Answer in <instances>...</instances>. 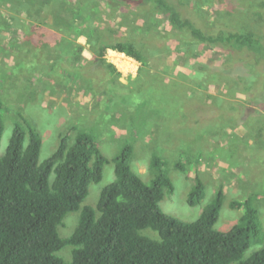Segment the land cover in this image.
Returning a JSON list of instances; mask_svg holds the SVG:
<instances>
[{
  "label": "rangeland",
  "instance_id": "obj_1",
  "mask_svg": "<svg viewBox=\"0 0 264 264\" xmlns=\"http://www.w3.org/2000/svg\"><path fill=\"white\" fill-rule=\"evenodd\" d=\"M30 1H0V157L14 125L21 123L18 114L41 137L40 162L56 151L60 134L70 131L73 138L85 129L110 162L101 182L90 185L81 208H95L101 190L115 180L113 160L130 143L131 168L145 183L150 182L153 154L168 163L165 173L175 191L159 203L164 214L194 222L222 188L226 200L215 231L225 233L238 223L242 211L228 204L249 196L257 197L264 229V76H249L247 62L223 48L184 44L176 38L162 41L160 35L173 29L151 3L137 7L111 0ZM166 1L182 16L193 12L207 31L219 27L253 32L264 42V0ZM117 41L135 43L144 57L141 65L107 51L105 59L119 76L95 54L97 45ZM77 46L82 51L75 61ZM229 66H235L230 76L224 70ZM251 67L253 74L257 68ZM239 78L250 81L237 89L232 81ZM253 93L255 99L250 100ZM179 161L183 173L174 168ZM195 175L205 185V198L190 207L187 194ZM79 216L80 211L66 215L59 229L62 239L73 233ZM142 234L159 240L151 230ZM56 255L70 263L71 247Z\"/></svg>",
  "mask_w": 264,
  "mask_h": 264
},
{
  "label": "trees",
  "instance_id": "obj_2",
  "mask_svg": "<svg viewBox=\"0 0 264 264\" xmlns=\"http://www.w3.org/2000/svg\"><path fill=\"white\" fill-rule=\"evenodd\" d=\"M0 1L16 4L22 0ZM111 1L133 6L151 3L173 29L166 35L157 34H161L162 41L176 38L184 44L223 48L237 61L247 62L249 76H264V42L253 32H227L219 27L207 31L203 22L193 17V12L182 16L166 0ZM81 49L77 46L75 61L81 56ZM107 51L143 63L144 57L133 42L97 45L95 54L100 62L117 76L120 75L117 68L105 59ZM252 65L257 68L253 74ZM235 66L224 67L225 75L230 76ZM247 79L232 82L239 89L250 81ZM253 99L255 93L250 95V100ZM2 104L0 99V109ZM18 115L21 123L14 125L7 150L0 157V264H264V229L255 204L257 197L228 204L230 209L242 213L238 223L225 233L213 229L226 200L222 188L196 221L181 222L164 214L159 207L165 194L175 191L165 173L168 163L153 154L147 184L133 172V145L126 143L113 160L115 180L101 190L95 208L87 205L81 208L90 185L101 182L103 168L110 162L93 135L85 129L77 130L73 138L70 131L60 134L56 151L40 162L41 137L32 123ZM3 131L0 116V143ZM182 163L173 164L180 173L184 172ZM204 198L205 185L195 175L187 204L195 207ZM78 211L75 230L62 239L59 229L66 215ZM144 230L156 232L159 240L143 235ZM66 246L71 247L70 263L56 255ZM251 248L254 251L246 258Z\"/></svg>",
  "mask_w": 264,
  "mask_h": 264
}]
</instances>
